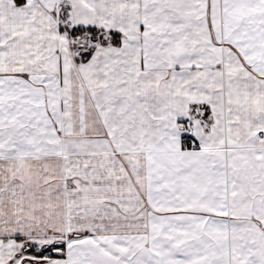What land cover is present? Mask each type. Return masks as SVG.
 Wrapping results in <instances>:
<instances>
[{
	"label": "snow or ice",
	"instance_id": "1",
	"mask_svg": "<svg viewBox=\"0 0 264 264\" xmlns=\"http://www.w3.org/2000/svg\"><path fill=\"white\" fill-rule=\"evenodd\" d=\"M0 264H264V0H0Z\"/></svg>",
	"mask_w": 264,
	"mask_h": 264
}]
</instances>
